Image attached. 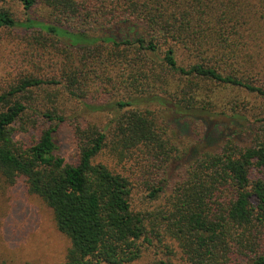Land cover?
Returning <instances> with one entry per match:
<instances>
[{
    "label": "trees",
    "instance_id": "obj_1",
    "mask_svg": "<svg viewBox=\"0 0 264 264\" xmlns=\"http://www.w3.org/2000/svg\"><path fill=\"white\" fill-rule=\"evenodd\" d=\"M12 1L27 11L39 0ZM41 1L53 12L52 23L19 22L0 6V28L42 30L63 44L59 51L70 62L77 53L87 59L105 50L115 65L121 63L118 89L130 99L116 101L123 110L111 127L76 126V160L68 162L56 141L65 116L24 103L29 88L58 80L24 78L0 95V185L21 178L27 192L50 208L57 230L69 240L58 264H128L166 238L176 243L185 264H264V138L256 135L246 144L228 125L240 114L220 117L230 114L213 111L208 100L211 85L264 100V81L251 78L257 65L264 69V0ZM68 19L108 28L128 22L141 29L125 38L88 37L66 26ZM182 55L185 62L177 59ZM65 80L71 96H83L73 88L77 72ZM28 111L34 119L24 117ZM197 122L199 131L193 128ZM26 123L34 136L29 143L15 140L16 127ZM191 128L195 145L181 154L174 130ZM212 139L218 148L196 145ZM106 150L119 162L141 160L150 200L161 196L170 163L189 158L164 205L137 210L130 176L94 161Z\"/></svg>",
    "mask_w": 264,
    "mask_h": 264
},
{
    "label": "rangeland",
    "instance_id": "obj_2",
    "mask_svg": "<svg viewBox=\"0 0 264 264\" xmlns=\"http://www.w3.org/2000/svg\"><path fill=\"white\" fill-rule=\"evenodd\" d=\"M250 1L247 0V3ZM252 1L255 2V0ZM0 6L19 22L27 18L39 22H53V12L41 0L27 11L23 10L18 2L12 0L0 2ZM248 11L251 12V9L245 10V12ZM258 16L259 13L256 18ZM256 18L255 20L258 21ZM249 19L254 20L251 16ZM65 22H68L66 26L84 31L88 37L115 35L125 38L133 36L141 29L140 26L131 29L128 22H120L109 28L105 24L99 27L101 22L97 23V21L86 25H81L75 19H68ZM57 41L38 29H27L21 26L0 28V95L17 86L24 78L33 77L43 82L58 80L60 82L58 84L42 83L29 88V93H26L28 99L24 100V103L31 108L57 109L62 112L65 119L60 123L56 133L58 150L66 161L74 162L77 155L76 126L95 124L107 128L114 123L116 112L123 110L117 108L116 101L127 100L129 97L123 98V88L118 89L120 83L117 82L121 80L118 77L121 75V63L115 65L105 50L100 55L93 53L95 57L87 59H83L77 53L78 57L70 62L63 56V52L60 53L63 44ZM263 42L264 38L261 43ZM108 48H110L109 45ZM249 52L254 60L257 59V53ZM147 54L155 57L150 53ZM177 59L186 61L183 55L177 56ZM256 68L258 74H253L251 78L254 83L257 80L263 82L264 69H261L260 65ZM71 71L77 72L78 84L73 88L78 94L84 93L82 97H73L65 89L67 84L65 75ZM211 87L214 92L208 97L211 105L209 108H213V111L218 113L230 114L220 117L231 116L232 118L231 114L235 112L240 114L234 118L239 122L237 125H235L236 121L228 122L229 129L240 132L239 137L243 138L246 144H249L256 135L261 134L264 138V100L260 96L232 87L225 89L218 85H211ZM1 107L0 105V109ZM24 117L34 119L31 111H28ZM181 124H179L180 127ZM187 128L189 129V125ZM193 128L199 131L200 123H195ZM16 129L15 140L29 143L34 136L30 123H26L24 128L18 125ZM174 132L181 154L192 147L196 139L192 128L189 132L180 129ZM218 142L212 139V142L206 145L200 140L196 145L200 150L215 149L218 148ZM187 158H189L187 155L184 156L185 160ZM185 160L180 159L170 163L165 174L163 192L158 199L154 200L145 196V173L140 168V166L144 168L141 160H138L139 164L133 158L119 162L115 153L108 154L106 150L94 161L102 162L111 169L130 176L134 185L131 196L133 208L149 211L164 205L172 187L181 180L183 173L182 170L179 171V168ZM145 164L147 163L144 161L143 165ZM68 246L69 240L57 230L50 208L39 197L27 192L23 179L18 178L10 185H0V264H58L64 259ZM160 260L171 264H185L176 243L168 238L161 241L155 240L154 245L144 248L140 257L128 264H158Z\"/></svg>",
    "mask_w": 264,
    "mask_h": 264
}]
</instances>
